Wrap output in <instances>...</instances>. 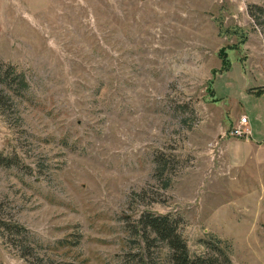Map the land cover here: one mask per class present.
<instances>
[{
	"label": "rangeland",
	"instance_id": "1",
	"mask_svg": "<svg viewBox=\"0 0 264 264\" xmlns=\"http://www.w3.org/2000/svg\"><path fill=\"white\" fill-rule=\"evenodd\" d=\"M0 153V264H264V0H0Z\"/></svg>",
	"mask_w": 264,
	"mask_h": 264
},
{
	"label": "trees",
	"instance_id": "2",
	"mask_svg": "<svg viewBox=\"0 0 264 264\" xmlns=\"http://www.w3.org/2000/svg\"><path fill=\"white\" fill-rule=\"evenodd\" d=\"M20 82L24 88L27 87L22 76ZM15 165H18L16 157L10 158L0 153V168ZM131 228L146 244L147 253H142L140 259L143 264H220V257L225 264H231L228 255L230 252L220 247L219 240L204 241V248L209 254L191 257L187 244L178 230V222L169 215L143 213L136 225Z\"/></svg>",
	"mask_w": 264,
	"mask_h": 264
},
{
	"label": "built area",
	"instance_id": "3",
	"mask_svg": "<svg viewBox=\"0 0 264 264\" xmlns=\"http://www.w3.org/2000/svg\"><path fill=\"white\" fill-rule=\"evenodd\" d=\"M231 134L235 137H250L251 136V130L249 128L247 119L245 117L241 119V123L236 129L232 130Z\"/></svg>",
	"mask_w": 264,
	"mask_h": 264
}]
</instances>
